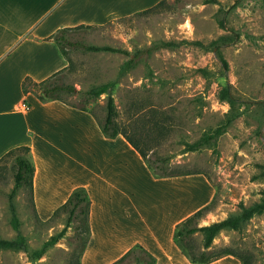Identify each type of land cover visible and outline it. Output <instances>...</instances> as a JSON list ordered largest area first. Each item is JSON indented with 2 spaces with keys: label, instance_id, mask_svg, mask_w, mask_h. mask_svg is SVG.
Masks as SVG:
<instances>
[{
  "label": "rangeland",
  "instance_id": "1",
  "mask_svg": "<svg viewBox=\"0 0 264 264\" xmlns=\"http://www.w3.org/2000/svg\"><path fill=\"white\" fill-rule=\"evenodd\" d=\"M67 34L70 43L65 49L70 62L55 80L73 85L78 91H63L61 96L79 107L91 108L100 122L106 116L108 92L90 96L86 91L117 79L110 92L121 128L148 148V158L154 165L164 159L167 172H189L160 178L151 173L144 160L132 161L144 181L141 193L148 197L143 200L142 218L132 216L133 237L141 235L143 226L158 232L167 250H172L167 222L162 224V218L156 219V211L161 213L164 209L159 211L154 201L158 192L170 190L176 184L193 191L191 207L206 202L198 210L209 204L197 220L199 225L264 204V0H166L147 12L117 17L102 25L78 27ZM220 37H225V42L214 47L211 42ZM165 41L179 44L145 51ZM85 45H110L128 49L131 54L94 51ZM140 49L144 51L136 63L119 75L124 61ZM221 58L227 61V67ZM227 84L237 99L238 117L215 142L186 151L187 142L199 139L205 131L224 122L231 107L221 98V90ZM13 157L7 156L0 163L2 238L17 236L8 196L15 183ZM14 201L20 230L32 249H39L66 225L68 213L63 211L50 220L41 219L30 202L27 186L18 190ZM183 211L174 210L173 216ZM78 224L74 220L38 263L78 264L88 239L87 232ZM188 242L196 252L205 250L215 255L231 249L239 254H252V264H264V208L239 228L221 230L208 248L201 231L194 233ZM214 261V264H241L233 255ZM0 264L33 262L23 250L0 248ZM119 264L139 263L131 254Z\"/></svg>",
  "mask_w": 264,
  "mask_h": 264
},
{
  "label": "crops",
  "instance_id": "2",
  "mask_svg": "<svg viewBox=\"0 0 264 264\" xmlns=\"http://www.w3.org/2000/svg\"><path fill=\"white\" fill-rule=\"evenodd\" d=\"M159 1L0 0V158L17 146L30 147L34 201L43 220L51 218L76 187L88 190L90 234L81 264H111L135 244L152 253L156 264H193L175 243L174 230L206 202L191 207L194 193L181 184L158 192L154 204L164 210L156 211V219L167 222L172 250L158 232L141 225V235L133 237L132 216L142 218L148 197L141 193L144 181L132 161L145 159L123 134L106 136L90 110L63 99L42 100L23 88L26 78L39 82L68 67V57L53 38L59 29L102 25ZM24 101L28 110L20 107ZM181 208L184 211L173 216Z\"/></svg>",
  "mask_w": 264,
  "mask_h": 264
},
{
  "label": "trees",
  "instance_id": "3",
  "mask_svg": "<svg viewBox=\"0 0 264 264\" xmlns=\"http://www.w3.org/2000/svg\"><path fill=\"white\" fill-rule=\"evenodd\" d=\"M166 2V0H160L155 5L146 8L144 10H141L140 12H147L155 7H158L160 5H163ZM221 24L225 26L224 20H221ZM78 26V27H82ZM78 27H65L59 29L56 33H54L53 38L62 50V52L68 57L67 51L65 49L66 45H68L70 42H68V32L72 29H76ZM225 37H220L215 40H213L211 43L214 47H219L222 42H225ZM202 44V42H199ZM179 42L175 41H165L160 44H154L153 46H150L145 49V51H150L153 47H169V46H176ZM85 47L89 50L99 51V50H105V51H118L123 52L126 54H131V52L128 49L124 48H118L110 45H85ZM144 51L142 49L136 51L133 56L129 57L127 60L124 61L120 74L122 75L126 73L137 61V57L139 54ZM69 62L70 58L68 57ZM223 65L227 67V61L224 58H221ZM57 74H54L42 81L36 82L33 81L30 78H26L23 82V88L24 91L28 90H34L40 99L42 100H50V99H63L61 93L63 91H67L70 93L77 92V88L73 85L68 84H62L55 80ZM117 79L110 81L108 83H104L99 86H94L93 88L86 91L87 95L90 96H99L102 93L108 92L107 95V103H106V116L103 121H100V127L103 131V133L106 136L109 137H116L118 134H123L128 141L134 146L139 153L142 155V157L145 159L148 167L151 169L153 174L158 177H164V176H177L181 174L189 173L187 171L184 172H167L166 169L163 167V162L166 160L160 159V163L156 162V165L152 163L149 160V154H148V148L144 147L140 140L133 136L131 133H128L127 130H123L121 126L119 125L117 121V115L118 110L115 105V100L113 95L111 94L110 90L114 87L116 84ZM31 84V87L28 85ZM221 98L224 100H227L231 107L230 111L228 112L225 120L223 123L218 125L215 128H211L203 133V135L193 141V142H187L186 143V151L188 150H199L203 146L209 145L212 142H215L217 138L225 131L226 127L229 126L237 117L238 113L235 111V102L236 98L232 93L231 86L227 84L222 90H221ZM66 101V100H65ZM68 102V101H67ZM70 103V102H69ZM75 105V104H73ZM77 106V105H76ZM79 107V106H78ZM80 108L84 110H90L91 108L86 106H81ZM159 123H157L158 125ZM161 124V122H160ZM162 126H165V124H162ZM14 155L13 157V178H14V186L9 192V208L11 211V222L13 224V227L17 231V236L14 238H2L0 237V248L5 249H14V250H23L25 251L30 259L32 260L33 264H39L38 260L43 256V254L47 251L48 247L53 245L57 242V240L62 237L65 232L67 231V228L71 225V223L74 220H78L79 224L77 225L80 228H83L85 232H87L88 238L90 234V205H91V199L88 190L84 186H78L76 187L68 199L59 206L55 211L52 217L59 212H67V222L66 225L62 228L60 232H58L56 235L52 236L50 239L45 241L43 245L39 249H32L27 241L26 236L21 232L20 230V219L17 213L16 204L14 201V197L17 194L18 190L23 187L27 186L29 191V198L30 202L33 206V208L36 211V205L34 201V175H35V165L33 163V160L30 156V147L27 145H21L17 146L15 148H12L9 150L5 155L0 158L1 160L7 156ZM162 162V163H161ZM209 208V204L199 208L189 216H187L184 220L179 222L176 225V228L174 230V241L175 243L180 247L182 252L190 259V261L193 264H207L209 262H212L220 257H223L225 255H233L237 257L240 260L241 264H252V254L243 253L239 254L237 252H234L231 249H225L219 254L210 255L205 252V250H202L200 252L193 251L191 248L190 243L188 240L191 238V236L201 231L204 235V246L206 248L210 247L215 237L218 235V233L223 229H237L240 226H242L246 220H248L254 213L260 211L262 208H264V204H256L254 206L245 208L242 212L234 215H230L224 219L214 221L209 224L205 225H199V222L197 221L199 218H201L203 212ZM37 214V211H36ZM38 215V214H37ZM51 217V218H52ZM49 218V220L51 219ZM88 239H86L83 248L80 252L79 258H78V264H81V256L83 254V251L86 247ZM131 254H134L135 259L139 264H156V257L150 253L146 248H144L141 244H135L132 246L128 251L125 252L123 256H121L119 259L114 261L111 264H119L123 262L127 257H129Z\"/></svg>",
  "mask_w": 264,
  "mask_h": 264
},
{
  "label": "built area",
  "instance_id": "4",
  "mask_svg": "<svg viewBox=\"0 0 264 264\" xmlns=\"http://www.w3.org/2000/svg\"><path fill=\"white\" fill-rule=\"evenodd\" d=\"M20 107L23 110H28L30 108V106L25 101L21 103Z\"/></svg>",
  "mask_w": 264,
  "mask_h": 264
}]
</instances>
